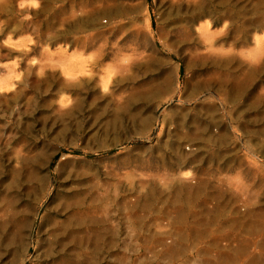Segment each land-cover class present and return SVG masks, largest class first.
Masks as SVG:
<instances>
[{
    "label": "rangeland",
    "instance_id": "obj_1",
    "mask_svg": "<svg viewBox=\"0 0 264 264\" xmlns=\"http://www.w3.org/2000/svg\"><path fill=\"white\" fill-rule=\"evenodd\" d=\"M263 22L0 0V264H264Z\"/></svg>",
    "mask_w": 264,
    "mask_h": 264
},
{
    "label": "bare ground",
    "instance_id": "obj_2",
    "mask_svg": "<svg viewBox=\"0 0 264 264\" xmlns=\"http://www.w3.org/2000/svg\"><path fill=\"white\" fill-rule=\"evenodd\" d=\"M263 21V20H262ZM264 23V22H263ZM240 77V76H239ZM235 79V78H234ZM247 79V78H246ZM248 81V80H247ZM250 82V81H249ZM247 82H246V80H245V82H244V84H242V87H241V91H244L245 90V92H247L248 91V86H249V83L248 84H246ZM235 84V83H234ZM214 86V85H213ZM234 89H236V92L238 91L239 93H240V95H242L241 94V92L239 91L240 90V87H239V90H238V86L237 85H234V86H232V88H230V92H232ZM229 92V93H230ZM232 94V93H231ZM231 94H229V95H231ZM92 201V200H91ZM80 203V201H77V203ZM76 203V204H77ZM78 205H80V204H78ZM88 220V219H87ZM78 263V262H77ZM70 264V263H69Z\"/></svg>",
    "mask_w": 264,
    "mask_h": 264
}]
</instances>
